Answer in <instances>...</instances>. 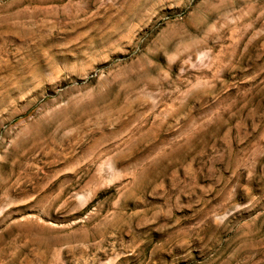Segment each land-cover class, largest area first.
Here are the masks:
<instances>
[{
	"label": "rangeland",
	"instance_id": "374dc122",
	"mask_svg": "<svg viewBox=\"0 0 264 264\" xmlns=\"http://www.w3.org/2000/svg\"><path fill=\"white\" fill-rule=\"evenodd\" d=\"M0 264H264V0H0Z\"/></svg>",
	"mask_w": 264,
	"mask_h": 264
}]
</instances>
